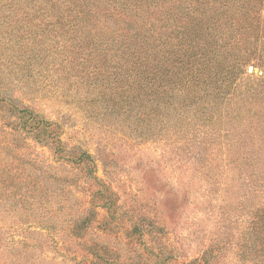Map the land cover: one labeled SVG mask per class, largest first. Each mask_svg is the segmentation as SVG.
<instances>
[{
    "label": "rangeland",
    "instance_id": "374dc122",
    "mask_svg": "<svg viewBox=\"0 0 264 264\" xmlns=\"http://www.w3.org/2000/svg\"><path fill=\"white\" fill-rule=\"evenodd\" d=\"M35 2L0 0V88L6 83L7 98L59 122L65 146L85 149L95 170L87 175L55 162L33 142L7 159L2 144L10 129L0 113V180L5 163L12 176L11 188L0 186V264H187L203 256L205 264H264L259 241L246 243L255 236L248 222L259 199L242 197V181H255L256 171L228 170L234 161L229 139L241 131L246 144L253 142L252 162L264 154V93L235 127L230 117L237 97L207 111L166 102L150 123L135 111L100 115L79 102L78 94L49 84L53 70L27 72L34 82L9 72L16 70L10 58L28 53L21 39L22 11H29L33 29L41 25L39 13L30 9ZM43 3L51 7L38 1ZM103 9L92 7L95 14ZM261 31L249 34L244 46L238 80L243 90L258 81L253 88L264 92ZM260 164L264 167V156ZM103 184L112 192L110 202L91 196L98 188L103 192Z\"/></svg>",
    "mask_w": 264,
    "mask_h": 264
},
{
    "label": "trees",
    "instance_id": "16d2710c",
    "mask_svg": "<svg viewBox=\"0 0 264 264\" xmlns=\"http://www.w3.org/2000/svg\"><path fill=\"white\" fill-rule=\"evenodd\" d=\"M35 1L30 9L39 13L41 25L33 29L29 11H22L21 39L26 40L23 47L28 53L23 59L11 57L16 70L9 72L17 74V80L34 82L27 72L53 70L49 84L68 95L78 94L79 102L100 115L135 111L150 123L158 119L156 110L166 102L207 111L237 97L239 105L230 117L235 127L241 125L244 113L258 107L254 99L263 96L264 92L253 88L258 81L243 90L238 80L244 46L250 44L248 35L264 30V0H43L50 8ZM98 4L104 6L101 14L92 11ZM3 84L0 113L10 129L2 144L7 159L15 149L33 142L46 148L55 162L79 167L87 175L95 170L85 149L65 146L59 122L19 105L14 97L7 98V84ZM245 139L244 131L229 139V156L233 154L234 161L228 170L254 167L256 171L255 181H242L244 200L249 202L256 195L259 199L248 222L249 233L255 236L246 243L259 241L264 248V167L260 164L264 154L253 163L248 153L253 142L246 144ZM8 164L1 168L0 186L5 189L12 184ZM111 194L105 186L103 192L98 188L91 196L110 202ZM205 262L203 256L187 264Z\"/></svg>",
    "mask_w": 264,
    "mask_h": 264
}]
</instances>
